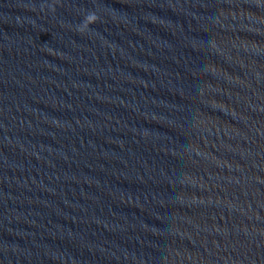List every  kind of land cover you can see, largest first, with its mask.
<instances>
[{
    "label": "clouds",
    "instance_id": "obj_1",
    "mask_svg": "<svg viewBox=\"0 0 264 264\" xmlns=\"http://www.w3.org/2000/svg\"><path fill=\"white\" fill-rule=\"evenodd\" d=\"M88 19L90 23H95L98 18L95 14H91Z\"/></svg>",
    "mask_w": 264,
    "mask_h": 264
}]
</instances>
